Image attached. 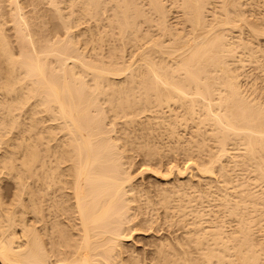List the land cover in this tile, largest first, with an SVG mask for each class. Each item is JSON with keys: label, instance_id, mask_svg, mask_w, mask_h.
Returning a JSON list of instances; mask_svg holds the SVG:
<instances>
[{"label": "bare ground", "instance_id": "obj_1", "mask_svg": "<svg viewBox=\"0 0 264 264\" xmlns=\"http://www.w3.org/2000/svg\"><path fill=\"white\" fill-rule=\"evenodd\" d=\"M7 3L0 188L14 190L0 189V264H264V0H46L36 28L40 8L30 22ZM134 141L145 160L209 151L204 167L176 157L215 184L165 175L164 214L154 197L138 204L172 228L123 257L142 212L125 166Z\"/></svg>", "mask_w": 264, "mask_h": 264}, {"label": "rangeland", "instance_id": "obj_2", "mask_svg": "<svg viewBox=\"0 0 264 264\" xmlns=\"http://www.w3.org/2000/svg\"><path fill=\"white\" fill-rule=\"evenodd\" d=\"M1 1L3 2V0H1ZM19 1L22 2V3H21L22 6L24 5V7H23L24 10H26V9L29 10V9H28L29 7H28V8H27V7L25 8V6H27V5H25V2H26L25 0H19ZM31 1H32V0H31ZM2 2H1V8H0V11H2V15H1V17L5 19V16H7L8 14H9L8 16H10L9 8H7L9 5H8V3H7V0H6V1L4 0L3 3H2ZM5 2H6V4H5ZM27 2H28V1H27ZM27 2H26V3H27ZM29 2H30V0H29ZM34 2H36V5H34L36 10H34V11H36L37 13H38V11H40L38 14H37L36 12H34V11H33V13H31V12L28 13L27 10H26V11L23 10V11H24V12H27V13H26V15L28 14L27 17L29 16V14H31V17H32V15H33L34 13H36V14H37V17H38L39 19H36V17H35L36 20H33V19H34V18H33V19H31V20H32V22H31V21H30V18H29L30 16H29V17H28V18H29V21H30L31 23L35 22V24H39L40 21H41V22L44 21V22H46V23H47V21L49 22V20H50V19H49V16H48L49 13L46 12V9H47L48 7L45 6V5H46V3H45L46 0H43V1H42V0H34L33 3H34ZM44 3H45V5H44V9L46 8L44 11H45V13L48 14V15L45 14V16H44V14H43L44 11H43V12L41 11V10H43V9H41V8H43V4H44ZM3 4H4V6L2 7ZM34 4H35V3H34ZM38 4H40L41 7H40ZM7 5H8V6H7ZM37 5H38V6H37ZM6 6H7V7H6ZM5 7H6V8H5ZM37 7H38V8H37ZM2 8L5 9V13H4V11H3ZM39 8H40V9H39ZM7 9H8V12H7ZM37 9H39V10L37 11ZM6 12H7V14H6ZM41 12H42V13H41ZM0 13H1V12H0ZM36 14H35V15H36ZM26 15L24 14V16H26ZM46 15H47L48 18H45ZM8 16L6 17L7 19H5V20H7L6 27H8V26H7V25H8V21L10 20V19H8ZM43 16H44V17H43ZM27 17H26V18H27ZM33 17H34V16H33ZM40 17H41L42 19H41ZM9 18H10V17H9ZM28 18H27V20H28ZM43 19H44V20H43ZM46 19H47V20H46ZM44 22L42 23L43 25H47V24H48V23H47V24H46V23L44 24ZM9 23H11V21H9ZM35 24L33 23V27L36 28L37 25L35 26ZM42 24H40V25L38 26V28H41V25H42ZM10 25H12V23L9 24V26H10ZM43 25H42V28H44ZM47 27H48V30H49V25L46 26L45 30H40V29L37 28L38 30H35V32L38 31V35H39V37H38V35H36V37H38L39 39H40L41 37H43V36L40 35V31H42L43 35L45 36L44 32L46 31ZM10 28H11V27H10ZM35 28H34V29H35ZM42 28H41V29H42ZM11 31H12V29H9L7 32H8V33H13V31H12V32H11ZM43 31H44V32H43ZM49 31H50V30H49ZM45 33H46V32H45ZM48 33H49V32H48ZM36 34H37V32H36ZM46 34H47V33H46ZM49 34L51 35V32H50ZM49 34H47V35H49ZM50 35H49V37L51 38ZM47 37H48V36H47ZM47 37H46V38H47ZM49 37H48V38H49ZM50 38H49V39H50ZM43 39H45V38L43 37ZM40 40H42V38H41ZM42 41H43V40H42ZM119 125H120V124H119ZM117 126H118V125H116V127H117ZM129 126H130V124H129ZM131 126H132V127H131ZM131 126L128 127L129 130L134 129L133 126H135V125L132 124ZM118 128H119V127H117L116 129H118ZM131 128H132V129H131ZM129 130H128V132H127V135L130 136V135H129L130 133H132V135H133V132L131 131V132L129 133ZM118 131H119V130H118ZM117 133L120 134V131L117 132ZM117 133H116V134H117ZM128 133H129V134H128ZM130 137H132V136H130ZM140 140H141V139H140ZM132 141H133V139H132ZM138 141H139V140H138ZM136 142H137V141L132 142V143H133V148H134V150H133L131 147L129 148L130 150L132 149V150H131L132 152L129 150V153L131 154V157H130L129 153H126V152H128V150H127L128 147H124V148H126V149H125V154H126V156L129 155V160H131V161H129V160L127 159V158H128V156H127V158H126V159H127V163H126L125 166L129 167L130 170L127 168L129 172H130V171L132 172V181H131V184H133L132 187H134V191H132V190H133L132 187H131V189H132L131 191H132L134 194H131V192H129V194H131L132 196L135 195L136 198H137V196H138V200H139V201H137V199H136L134 202L137 201L136 203H137L138 206H141L140 208H142V205H143L144 202H143V203H140L141 205L138 204V202H140V201H141V202L144 201L145 197H146V202H148L147 199H148L149 197H151V198H149V200H150V199L152 200V197H154V198H155V201H154V200L152 201V203H153V205H154V203H156V200H157L156 198H158V197H157L158 195H154V192H155V191L159 192L157 188H159V190H161V191L165 190L167 186H164V183H166L165 185H167L168 181H170V179H171L172 177H173V178H176L175 180H174V179H171V180L174 181V182L177 181V179H179V180L182 179V181H183V179H184V180H187V179L191 178L192 180H191V179H189V180H190V181H193L192 183L188 180V181L191 183V185H192L193 183H195V180H196V182L199 181V179L196 178V176L199 177L198 175H199L200 173H199L197 167H200V166L198 165V161L195 159V157L198 158L197 155H198V156L201 155V157H203V155H204L203 158L205 159V156H206L208 153L210 154L209 151H205L206 154L203 152L204 154L201 153V154L194 155L195 157L192 155V157L190 156V157L192 158V159H191L189 156H188V157H189V158H188L184 153H180V152H178V155H179V153H180L181 155H183V154L185 155V157L183 156V157H184V160L186 159V157L188 158L187 160H185V162L188 161L189 159H191L190 162H192V163L195 162V163H193V164L198 165L197 167H196V165H195V168H197V170H195V168H194L193 165H192L193 167L190 165V166L192 167V171H191V167L188 166V167H190V170L188 169V170H187L188 172H187V171L185 172V170H186L185 167H187L188 164H187V162H186V163L183 162L184 160H183L182 156L176 157L177 154L174 153V152H173V154H176V155H172V156H171V155H169V153L167 154L166 148H164L163 151L165 150L167 155H163V154L165 153V151L161 154V152H162V151H161L160 153H158V157H159V159L156 158V157H157V153H155V154H156V155L154 154V155H155V158H154V156L152 155V156H153V159H152V158L150 157V155H149L148 157H150V159H146V160H145V158H147V157H144L143 155L145 154V156H147L146 153L141 154V152H139L140 150L142 151L143 149H142V148H140V150H139V148H136L137 150L135 149L136 146L139 147L142 143L138 142L139 145H137ZM132 143H130V145H129V144H127V145L131 146ZM134 144H136L135 147H134ZM209 144H211V143H208L207 145L210 146ZM127 145L125 144V146H127ZM209 148H210V147H209ZM135 150H136L137 152H136ZM138 150H139V151H138ZM211 150H212V149H211ZM133 151H135V152H133ZM142 152H144V150H143ZM168 152H170V154H172V151H168ZM134 154H135V155H134ZM159 154H160V155H159ZM132 155H133V157H132ZM168 155L171 156V159H170V157H169L170 161H169V159L167 158ZM178 155H177V156H178ZM163 156H167L166 158H164L165 160H163L162 158H160V157H163ZM173 156H174L175 158H174ZM207 156H208V155H207ZM207 156H206V157H207ZM209 156H210V155H209ZM143 157H144V158H143ZM172 158H173V160H172ZM181 158H182V159H181ZM199 158H200V156H199ZM208 158H209V157H207V159H208ZM151 159H152V160H151ZM176 159H177V161H176ZM193 159H195V160L197 161V163H196L195 160L193 161ZM200 159H201V158H200ZM200 159H199V164H200L202 161H204L203 163L200 164V165H202V167H204L205 165L203 166V164H206V163H207V161H206L207 159H205V160H204V159H203V160H202V159L200 160ZM148 160H149V161H148ZM162 160H163V161H162ZM166 160H168L169 162L166 161ZM171 160H172V161H171ZM181 160H182V161H181ZM128 161H129V162H128ZM145 161H146V162H145ZM164 161H165V162H164ZM130 162H131V163H130ZM170 162H172V163H170ZM173 162H174V163H173ZM188 162H189V161H188ZM128 163H129V164H128ZM184 163L187 164V165L184 166ZM192 163H190V164H192ZM127 164H128V165H127ZM170 164H171V165L173 164V165H172V169H171V167H170V169H171L172 171L169 169V165H170ZM129 165H130V166H129ZM171 165H170V166H171ZM176 165H177V166H176ZM206 165H208V163H207ZM173 167H175V168H177V169L180 168L179 170H183V171L185 172V173H184V172L181 173V174H182V175H181L182 177L179 176L178 172H177V176H178V177L176 176V174L172 173V172H175ZM183 167H184V168H183ZM167 168H168V170H170L169 173H167V172H168ZM193 168H194V170H193ZM141 170H142V172H141ZM156 171H157L158 173H159V172L164 173V174H161V173H160L161 176L164 175V176H163L164 178H163V177L161 178V176H159L160 174L158 175V173H157V176H156ZM176 171H178V170H176ZM196 171H197V172H196ZM153 172H154L155 174H153ZM165 172H166V173H165ZM195 172H196V173H199V174H196ZM183 173H184V175H183ZM167 174H168L170 177H169ZM171 174H172V175H171ZM194 174H195V175H194ZM165 175H167V177H169V178H167V179H169L168 181L166 180ZM174 175H175V176H174ZM186 175H187V176H186ZM134 176H135V177H134ZM183 176H185V177L183 178ZM201 176H202V175L200 174V177H199V178L202 179V183H204V184L200 183V182H201V179H200V182H197V183H198V184L200 183V184H202L203 186L199 184V186L201 187V188H200V187L198 186V184L195 183L196 185H194V184H193L194 186L192 185L193 188L198 186V188H199L200 190L203 189V188H204V190H205V187L207 186L206 184H208V181H209V184L211 183V181H212L211 184H213V185L215 184V183H214L215 181L213 182V179H214V178H210V177H207V176H206L208 180L206 179V182H207V183H205V181L203 182V180H205L206 177H204V179H203V176H202V177H201ZM133 178H134V180H133ZM194 179H195V180H194ZM197 179H198V180H197ZM7 181H9V180H6V181H4V182L2 183V186H1L2 188H0V189H1V192H2V193L4 192V194H5V195L2 194V195L4 196V198H5V200H6V201H9V200H10V197H11L10 194H12V193H13V190H14V186H13V188H12V185H11L10 183H12L13 185H14V183H13L11 180H10L9 182H7ZM172 181L168 183V186L171 185L170 183H172ZM188 181H185V182H188ZM189 182H188V183H189ZM190 183H189V184H190ZM172 184H174V183H172ZM209 184H208V185H209ZM211 184H210V185H211ZM210 185H209V187L212 186V185H211V186H210ZM137 187H138L139 189H137ZM162 187H165V188L163 189ZM213 187H214V186H213ZM213 187H212V188H213ZM160 188H162L163 190L160 189ZM198 188H195V189H197V190H198L197 192L199 193V189H198ZM206 188H207V187H206ZM140 189H141V190H140ZM154 190H155V191H154ZM144 191H146L145 194H144ZM201 191H202V190H201ZM11 192H12V193H11ZM140 192H141V193H140ZM157 192H156V193H157ZM197 192H195V193H197ZM136 193H137V194H136ZM156 193H155V194H156ZM159 193H160V194H159V196H160V195H161V192H159ZM162 193H164V192H162ZM146 194H148V195H146ZM149 194H150V195H149ZM9 195H10V197L7 198ZM141 195L144 197V199L142 198V200L139 198V196H141ZM144 195H145V196H144ZM6 196H7V197H6ZM129 196H130V195H129ZM142 196H141V197H142ZM155 196H156V197H155ZM161 196H162V195H161ZM135 197H133L132 200H134ZM154 198H153V199H154ZM7 199H9V200H7ZM131 202H132V201H131ZM149 202H150V201H149ZM157 202H158V201H157ZM136 203H134V204H136ZM156 204H157V203H156ZM159 204H160V203H159ZM130 205H131V206H134V207H132L133 209L137 206V205H136V206L133 205V202H132ZM138 206H137V207H138ZM161 206H162V204H161L160 206H159V205H158V206L154 205L153 208L156 209L155 211L158 212L159 214H164V211H163L164 209H161V208H162ZM151 207H152V205H151ZM155 207H156V208H155ZM157 207H158L159 209H157ZM140 208H139V209H140ZM153 208L151 209L152 213H149V214H150V218H151V220H148V219H147V217L149 218V214L146 213V212H148V211H150V210H147V209L145 208L147 211H144L145 209H144V207H143V208L141 209L142 212L139 211V214H136L138 208H135V209H136V212L134 211L135 209H134V210L132 209L133 211L131 210V213H132V214L135 212L134 214L137 215V216H136V215L133 214V216H136L135 218H136L137 221H133V220H134V218H133L132 222L130 223V226L125 230V231L129 230L128 232H125V233H126V235H128V233L130 232V233H129L130 235H128V239H127V237H126L125 239H123V242H122V243H124V244H122V246H123V245L125 246V247L123 246L122 249H121V250L124 252L123 254H125L124 256H123V254H122L123 257H126V253H125V252H128L129 249H130L131 252L133 251V253H134V254H137V255H138L139 251H140V252H144L145 247L147 248V245H146V244H147L148 241H151L152 239H154V238H156V237H158V236H162V233H163V235H164L165 231H167V228H165V227L169 226L168 228H172V227L170 226L169 223H168L169 225L167 224V222L164 223V221H166V220H164L165 218H164L163 215H158V217H157V216L155 217V215H157V214H156L155 211H153V210H154ZM151 211H150V212H151ZM161 211H162L163 213H162ZM140 212H141V213H140ZM143 212H144V215H143ZM145 213H146V215H145ZM151 214H154V217H153V215H152L153 220H154V218H157V219L155 220L156 223H158V222L162 223L161 220H163V223H164V224L162 223V224H163L162 227H164V226L166 225L164 228L161 227L162 230L164 229L163 231H161V228L159 229V227L156 229L157 232H156V231H152V229L155 230V222L152 220ZM138 215H140V216L142 217V221H141V219H140L141 217L138 216ZM142 215L145 216V217L147 216V217H146V219H147L146 221H143L144 218H143ZM133 216H132V217H133ZM160 216H161V217H160ZM139 217H140V218H139ZM159 217H160V218H159ZM158 218H159L160 220H159ZM161 218H164V219H161ZM139 219H140L141 222H144V223L141 224V222H139ZM144 220H145V219H144ZM157 220H158V221H157ZM151 221L154 222V223H153L154 226H151L152 223L148 224V223L151 222ZM145 223H146L147 226L144 225ZM143 225H144L145 227H149L150 229H148V228L146 229ZM148 225H149V226H148ZM159 225L161 226V224H158V225L156 224V226H159ZM172 226H173V229H170V230H169L170 233H168V234L166 233L167 235L165 234V236H168V235L171 236V234H173V232L175 231L174 228H175L176 225H175V226L172 225ZM142 227H143V228H142ZM176 228H177V227H176ZM131 229H132V230H131ZM165 229H166V230H165ZM130 230H131V231H130ZM146 230H148L149 232L146 231ZM158 230H159V231H158ZM171 230H173V232H172ZM153 232L158 233V235L156 236V233L154 234ZM167 232H168V231H167ZM175 232H176V231H175ZM177 232H179V231H177ZM152 233H153V234H152ZM159 234H160V235H159ZM150 235H151V237H150ZM154 235H155V237L153 238L152 236H154ZM149 238H150V240H148ZM146 239H147V240H146ZM145 245H146V246H145ZM127 247H128V248H127ZM125 248H126L127 250H126ZM123 249H125V250H123ZM131 249H132V250H131ZM140 249H141V250H140ZM142 249H144V250H142ZM134 250H135V251H134ZM137 251H138V252H137ZM131 252H128V253L130 254ZM139 254H140V253H139ZM127 255H128V254H127ZM141 257H142V256L139 255V258H141Z\"/></svg>", "mask_w": 264, "mask_h": 264}]
</instances>
